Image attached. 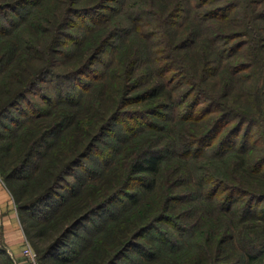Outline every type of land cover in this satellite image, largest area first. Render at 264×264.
I'll return each instance as SVG.
<instances>
[{
    "label": "trees",
    "instance_id": "1",
    "mask_svg": "<svg viewBox=\"0 0 264 264\" xmlns=\"http://www.w3.org/2000/svg\"><path fill=\"white\" fill-rule=\"evenodd\" d=\"M25 4L28 39L0 51V118L27 105L0 133V177L37 220L22 227L39 261L117 264L137 247L140 264H264V0H0V36H13L10 11ZM120 28L116 60L102 61ZM50 75L39 105L30 93ZM122 115L154 117L67 179ZM4 257L15 264L0 227Z\"/></svg>",
    "mask_w": 264,
    "mask_h": 264
},
{
    "label": "rangeland",
    "instance_id": "2",
    "mask_svg": "<svg viewBox=\"0 0 264 264\" xmlns=\"http://www.w3.org/2000/svg\"><path fill=\"white\" fill-rule=\"evenodd\" d=\"M46 1L48 2V0H46ZM114 6H116V4H114ZM31 8H32L31 4H25L20 9V14H17V12H15V11H10L11 16H12L11 19L13 21V24H11V26H13V27L10 28V29L8 28V29H9V31L12 30L11 33L13 34V36H10L8 38H6L5 36H0V51L1 50H11V49L13 50V48H14L13 46H17V49H19L24 44L25 40L28 39V35H29L28 33L31 32L32 23L28 24L26 21L29 19L28 17L31 14L30 13V9ZM102 13H105L103 15L101 14V17L104 18L105 16L106 17L108 16L107 13H110V11L108 12L107 10H104ZM42 15L43 14H42L41 10H38L36 12V16H37L36 17V21H38V22H35V23L37 25L42 23L41 20H39V18L42 17ZM118 17H119L118 21H117L118 25L120 27H126V25H128V19L126 18V16H124L123 14H120ZM123 29L124 28H122V29L120 28V30H118L117 36L115 38H113V40H112L113 41V46H109L107 48V52L105 54H102V56H101L102 57V61H105V62L109 63L110 62V58L113 57L115 59V55H116L115 51H116V49L123 45V43H124V41H125V39L127 37V34H126V32L123 31ZM76 30L77 29L73 28V27H71L69 29V31H71L73 33ZM64 58H65V61L67 62L68 61L67 60L68 59L67 56L64 57ZM6 63H8L6 65H8V67H10V68H11V65L12 66L14 65V67H16V65H17V62L14 61L13 59L10 60V62H6ZM20 65H22V62H21ZM63 68H66L65 64H62V66L59 69V71L63 70ZM102 69H103V65L100 62H97V63H95L93 65V68H92L93 71L92 72L96 73V74H99L102 71ZM82 77H84V79L85 78L86 79L90 78L89 76H86V75H83ZM53 81H54V77L52 75H50L47 78V80L41 82L42 84L40 86L39 93H36V92H35L36 94L30 93V98L34 99V101H37V104L43 105V99H42L41 93L44 92V91L52 92V88L47 90L46 87H48V85L51 84ZM66 81L67 82L65 83V87H68L69 85L72 87V85L74 86L75 84L78 86V79L77 78L74 79V80L73 79H69V80H66ZM44 106H45V104H44ZM23 109H27V105H26L24 100H22V102L18 106V108L9 109L5 113V115L0 118V133H2L4 135H9V128L14 125L13 121L11 122V119H9V117H11V118L16 117L17 119H20L21 121H25V117H24V115L21 112ZM144 117L153 118L154 116H152V115H150V116H142V117L137 118V119H132V118H129V117L125 116V115L120 116L118 118L115 126L112 127L110 130H108L103 135V137L96 143V147L94 149H92L88 153V155L84 159V162L82 163V165L76 167L73 170V174L67 175V179H69L71 181H75V176L74 175H76L77 177L79 175H82L84 166H86V167H97L98 168L99 167L98 166V162L102 161V156L99 155V153H101L102 151H106L107 149H109L108 147H111L113 144L114 145H122L123 142H121V141L125 138V136L132 135V131H131L132 130L131 129L132 126L131 125L136 126L137 124L135 122H137L139 124H140V122L144 123L145 122V118ZM123 127H128V129L124 128L122 130ZM116 138H117V140H116ZM118 139L119 140L121 139V141H118ZM9 143L10 142H9L8 139L1 138L0 147L6 148V145H8ZM15 145H16V143L13 144V147ZM210 148L211 147H207L206 149L209 150ZM0 157H1V154H0ZM43 180H45V178ZM0 182H1V184H3L5 186V182L3 181V179L1 177H0ZM40 188H41V186H38L33 191V193H35L36 191L40 190ZM59 191H62V190H59ZM56 198L57 197L55 195L54 199H56ZM37 208L45 209V204H41ZM37 208H34L31 211L34 212V211H36ZM120 208H121V204L120 205L117 204V203L116 204H110L109 206H107L106 209L101 210V212L98 213V215L94 216L92 221H86L84 226L85 227H92L93 226L92 224L94 222L95 223H100L101 221L104 222V220L105 221L107 220L106 218L109 216L110 213H113L114 211H119ZM17 213H18V211H17ZM18 214H19L18 216L20 218L21 224L25 225L26 223H30V221H33V222L37 221L35 218H31V216H29L26 212H19ZM85 227L78 228L76 230V232H75V235L73 234V235H71L68 238L67 245L66 246H62L60 248V251H65L67 254L71 253L70 252L71 249H75V247H77L76 242H77L78 238L76 237V235L77 234L78 235H80V234L81 235H85V232H84V228ZM54 234L55 233H54L53 230L48 232V233H46L45 236H43L42 238L38 239V243L39 244L40 243H44L46 238H49V240H51L52 236ZM26 237H27V235H26ZM27 239H28L30 245L32 246V248L37 252V249L34 246V238L28 236ZM147 240L148 239L146 237L145 238H140V240H139L140 243L139 244L140 245H144L145 247H149V241H147ZM0 259H1L0 260V264H10L11 263L9 261L10 259H7L5 257L4 258H0ZM141 261H144V259L141 260L140 254H138L137 247H136V248H133V249L129 250L123 257H121L118 260L117 264H140ZM41 263L42 264H54L53 260H51V259H47L44 262L40 261V264Z\"/></svg>",
    "mask_w": 264,
    "mask_h": 264
},
{
    "label": "crops",
    "instance_id": "3",
    "mask_svg": "<svg viewBox=\"0 0 264 264\" xmlns=\"http://www.w3.org/2000/svg\"><path fill=\"white\" fill-rule=\"evenodd\" d=\"M0 227L7 252L15 264H29L22 253L25 232L12 195L0 182Z\"/></svg>",
    "mask_w": 264,
    "mask_h": 264
},
{
    "label": "built area",
    "instance_id": "4",
    "mask_svg": "<svg viewBox=\"0 0 264 264\" xmlns=\"http://www.w3.org/2000/svg\"><path fill=\"white\" fill-rule=\"evenodd\" d=\"M22 253L26 257L29 264H40L38 254L30 245L27 237L25 238V243L22 249Z\"/></svg>",
    "mask_w": 264,
    "mask_h": 264
}]
</instances>
